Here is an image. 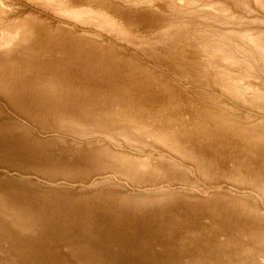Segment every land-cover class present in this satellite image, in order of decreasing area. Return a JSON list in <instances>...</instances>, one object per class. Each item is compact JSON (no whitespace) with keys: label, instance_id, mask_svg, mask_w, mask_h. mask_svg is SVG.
Listing matches in <instances>:
<instances>
[{"label":"rangeland","instance_id":"374dc122","mask_svg":"<svg viewBox=\"0 0 264 264\" xmlns=\"http://www.w3.org/2000/svg\"><path fill=\"white\" fill-rule=\"evenodd\" d=\"M0 264H264V0H0Z\"/></svg>","mask_w":264,"mask_h":264}]
</instances>
